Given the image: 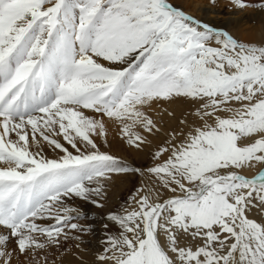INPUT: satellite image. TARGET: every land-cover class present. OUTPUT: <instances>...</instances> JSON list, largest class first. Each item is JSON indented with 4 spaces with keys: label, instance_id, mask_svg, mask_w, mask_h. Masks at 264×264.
Masks as SVG:
<instances>
[{
    "label": "snow or ice",
    "instance_id": "6c2138e0",
    "mask_svg": "<svg viewBox=\"0 0 264 264\" xmlns=\"http://www.w3.org/2000/svg\"><path fill=\"white\" fill-rule=\"evenodd\" d=\"M191 7L0 0V264H264V39Z\"/></svg>",
    "mask_w": 264,
    "mask_h": 264
},
{
    "label": "bare ground",
    "instance_id": "6f19581e",
    "mask_svg": "<svg viewBox=\"0 0 264 264\" xmlns=\"http://www.w3.org/2000/svg\"><path fill=\"white\" fill-rule=\"evenodd\" d=\"M187 2L192 5L188 9L192 15L206 20L216 28L229 31L241 41L258 43L264 39V12L257 9L233 11L229 6V0H217L215 8L210 6V0H187ZM253 2H258V0H253ZM174 107L179 117L184 109L180 106ZM163 120L167 125L168 117L164 116ZM94 244L95 242L91 240L88 246L92 247Z\"/></svg>",
    "mask_w": 264,
    "mask_h": 264
},
{
    "label": "rangeland",
    "instance_id": "374dc122",
    "mask_svg": "<svg viewBox=\"0 0 264 264\" xmlns=\"http://www.w3.org/2000/svg\"><path fill=\"white\" fill-rule=\"evenodd\" d=\"M112 151L120 155H125V153L120 150L118 145H116V147L114 146ZM129 158L135 160L137 164L141 163V159L137 157L135 154H131ZM132 183H138V180L121 184L114 190V192L112 193L113 204H115L118 201H122L129 194L128 189L132 186ZM86 210L89 212L90 216L96 217L95 220L81 221L82 224L93 223L95 226L96 229L95 235L86 237V239L89 240V242H91V240L95 242V244L92 247L89 246V248H94L97 245V241L101 238L102 218L99 216L97 209H94L91 206H86Z\"/></svg>",
    "mask_w": 264,
    "mask_h": 264
}]
</instances>
